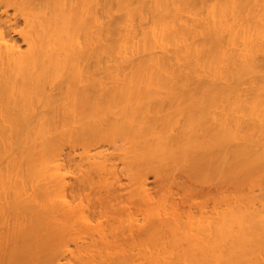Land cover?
<instances>
[{
  "label": "bare ground",
  "instance_id": "6f19581e",
  "mask_svg": "<svg viewBox=\"0 0 264 264\" xmlns=\"http://www.w3.org/2000/svg\"><path fill=\"white\" fill-rule=\"evenodd\" d=\"M0 7V264H264V0Z\"/></svg>",
  "mask_w": 264,
  "mask_h": 264
},
{
  "label": "rangeland",
  "instance_id": "374dc122",
  "mask_svg": "<svg viewBox=\"0 0 264 264\" xmlns=\"http://www.w3.org/2000/svg\"><path fill=\"white\" fill-rule=\"evenodd\" d=\"M1 8L2 7H0V10H1ZM8 15L10 16L9 18H12V17L16 18V19L12 18L13 20H15L16 23L13 24V28L11 30L7 31L5 34H8L10 37H13L14 39H16L19 42H21V37L18 36L16 31L19 30V29H22L25 26L24 20H23V18L20 15H17L16 17H14V10H12V9L8 10ZM123 180H124L125 183L128 182L127 181L128 179H127L126 176L124 177ZM149 184H150L152 190L154 191L155 187H156V179L154 178L153 175H149Z\"/></svg>",
  "mask_w": 264,
  "mask_h": 264
}]
</instances>
